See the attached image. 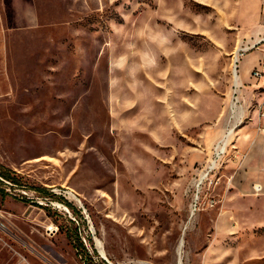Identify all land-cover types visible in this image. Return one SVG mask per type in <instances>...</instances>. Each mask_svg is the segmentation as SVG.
Masks as SVG:
<instances>
[{"label": "rangeland", "instance_id": "1", "mask_svg": "<svg viewBox=\"0 0 264 264\" xmlns=\"http://www.w3.org/2000/svg\"><path fill=\"white\" fill-rule=\"evenodd\" d=\"M263 20L264 0H0V264H264L253 123L204 180L220 138L191 160L235 50L242 79L239 55L264 65Z\"/></svg>", "mask_w": 264, "mask_h": 264}, {"label": "built area", "instance_id": "2", "mask_svg": "<svg viewBox=\"0 0 264 264\" xmlns=\"http://www.w3.org/2000/svg\"><path fill=\"white\" fill-rule=\"evenodd\" d=\"M252 48V47H251ZM250 48H247L246 50L241 51H247ZM242 56V55H239ZM238 57L234 56L232 63H231V98L228 104V112L227 117L225 120L224 128L222 135L218 141L213 145L212 147V161L209 163L206 173L201 177L200 180H204L206 178V175H208L210 172H212L215 168L219 160L226 154L227 149L231 145V136L237 127V125L241 124L243 121H246V123H253L254 128L256 132L260 135H264V86L260 88V90L263 91V96L260 99V101H257L256 103H252L253 101H250V112L247 111L244 114V110L242 108L241 102L242 100V94L241 90L246 87V85L252 86V84H245L241 81L240 75L238 72ZM264 65L260 66L257 65L253 69H251L249 73V79L253 80L255 85L258 86V84L264 80ZM260 87V86H258ZM259 90V89H257ZM206 174V175H205ZM201 184V183H200ZM254 192H260L261 187L259 185L253 186ZM199 196L198 194L195 195L193 198V210H191V213L193 214L196 207H198L199 202ZM214 202L210 201L208 203V206L212 205ZM4 219V216L1 214L0 211V220ZM4 228L3 225L0 223V229ZM55 228V227H54ZM47 231L51 233L56 231V228L54 231H52L49 227L47 228Z\"/></svg>", "mask_w": 264, "mask_h": 264}, {"label": "crops", "instance_id": "3", "mask_svg": "<svg viewBox=\"0 0 264 264\" xmlns=\"http://www.w3.org/2000/svg\"><path fill=\"white\" fill-rule=\"evenodd\" d=\"M258 30L264 31V20L262 21V26ZM257 41H260V40H257ZM257 41L255 42V44H258ZM259 58H261L260 55H252V54L250 55V54H247V53L243 54L241 56L239 67L241 66L243 75L246 77L245 79H242L241 76H240V79H241V81L243 83H245V84H253L254 83L253 80L249 79V73H250V71H251V69L253 67L257 66L256 64H257V61L259 60ZM244 114H245V112H244ZM226 116H227V110L225 112V115L223 116V120H222L221 124L218 123V124H216L214 126H211L208 129H205V131L203 132V135H202L201 150L199 151V153H194L192 155V157H191L192 161H194L196 159H199V160L202 159L203 160V158L207 154V152H208L209 148L212 146V144L217 139L220 138V136H221V134L223 132ZM207 133L209 134L208 137L206 136ZM238 133L240 134V137L237 140V142H238L237 143V147H238L237 154H239L240 157L243 158L242 162H241V168H243V167H247L248 168V167H250L249 166L250 163L253 161L252 154L256 151L258 146L260 147L261 144H264V137L258 135L254 131V125L253 124H251L248 127L245 126V127L241 128ZM260 163L264 164V156L261 157ZM250 169H252V168H250ZM250 169H249V172H246V170L243 169L244 170L243 173L252 174ZM251 178H252V175H250L249 179H251ZM246 189L254 191L253 187H251V184H248ZM261 190H262V188H261ZM226 197H229V196H226ZM229 198H237V199H239V195H238V193H236V194H234L233 196H231Z\"/></svg>", "mask_w": 264, "mask_h": 264}, {"label": "bare ground", "instance_id": "4", "mask_svg": "<svg viewBox=\"0 0 264 264\" xmlns=\"http://www.w3.org/2000/svg\"><path fill=\"white\" fill-rule=\"evenodd\" d=\"M261 41H264V40H260L259 41V43L261 42ZM239 49V48H238ZM238 49H236V51L234 52V56H236V53H237V51H238ZM245 88H243V90H244ZM242 90V91H243ZM68 195L70 196V197H72L74 200H76L77 198L71 193V192H68ZM52 231H54V228L53 227H49ZM100 253H101V255H102V257L104 258V259H106V256H105V254L103 253V251L100 249ZM177 264H181V262H180V260L177 262Z\"/></svg>", "mask_w": 264, "mask_h": 264}]
</instances>
